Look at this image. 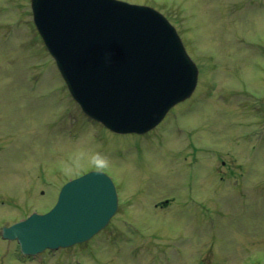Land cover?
<instances>
[{
  "label": "rangeland",
  "instance_id": "rangeland-1",
  "mask_svg": "<svg viewBox=\"0 0 264 264\" xmlns=\"http://www.w3.org/2000/svg\"><path fill=\"white\" fill-rule=\"evenodd\" d=\"M122 1L162 12L200 67L192 99L146 135L88 120L31 1L0 0V264H264V0ZM95 169L120 213L86 244L22 261L2 229Z\"/></svg>",
  "mask_w": 264,
  "mask_h": 264
},
{
  "label": "water",
  "instance_id": "water-1",
  "mask_svg": "<svg viewBox=\"0 0 264 264\" xmlns=\"http://www.w3.org/2000/svg\"><path fill=\"white\" fill-rule=\"evenodd\" d=\"M35 23L84 111L120 133L157 126L195 90L198 70L156 11L114 0H32ZM117 210L99 172L66 184L46 215L5 228L24 254L91 239Z\"/></svg>",
  "mask_w": 264,
  "mask_h": 264
}]
</instances>
